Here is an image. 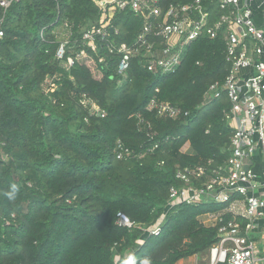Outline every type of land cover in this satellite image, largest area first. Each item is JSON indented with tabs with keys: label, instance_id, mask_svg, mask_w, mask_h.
<instances>
[{
	"label": "trees",
	"instance_id": "16d2710c",
	"mask_svg": "<svg viewBox=\"0 0 264 264\" xmlns=\"http://www.w3.org/2000/svg\"><path fill=\"white\" fill-rule=\"evenodd\" d=\"M95 1L19 0L0 25V264H177L218 241V226L204 218L228 204L169 209V191L183 185L178 171L205 167L199 186L230 156L226 93L203 105L228 73L222 38L191 44L165 77L134 58L119 86V58L82 44V30L98 20ZM64 24L72 38L58 59L55 31ZM122 33L130 42L138 31L126 25ZM48 80L57 87L50 95ZM156 88L162 102L191 116L149 112ZM118 141L133 157L116 158ZM11 184L20 187L15 201L4 195ZM119 213L132 227L119 225ZM159 221L158 235L147 233Z\"/></svg>",
	"mask_w": 264,
	"mask_h": 264
},
{
	"label": "built area",
	"instance_id": "2783aa9c",
	"mask_svg": "<svg viewBox=\"0 0 264 264\" xmlns=\"http://www.w3.org/2000/svg\"><path fill=\"white\" fill-rule=\"evenodd\" d=\"M18 1L0 0L3 10L0 25ZM95 5L98 20L82 30V44L96 54L101 49L107 56L119 58V86L127 81L134 58H140L149 73L165 77L177 72L191 44L222 38L228 73L224 81L210 86L203 105L226 93L230 109L224 111V117L233 129L230 156L214 170L209 181L199 186L194 183L202 181L205 167L178 171L176 178L183 185L170 188L169 209L181 203L228 204L225 211L206 216L213 226H218V241L209 249L208 263L264 264V22L260 27L257 25L256 9L242 0H193L168 6H163L162 0H96ZM126 25L127 30L138 31L130 42L122 39V27ZM59 30L66 31L57 51V58L63 59L72 28L64 24L55 35ZM3 36L0 30V40ZM73 65L74 61L70 60V67ZM56 89L52 81L46 82L48 95ZM159 92L156 88L147 107L149 112L170 120L191 116L169 102H162ZM87 103L92 113L97 112L92 102ZM131 157L133 152L118 141L116 158L122 161ZM225 215L231 219L225 220ZM118 217L120 226L132 227L125 215L119 213ZM160 223L147 233L158 235Z\"/></svg>",
	"mask_w": 264,
	"mask_h": 264
},
{
	"label": "crops",
	"instance_id": "0c3cea01",
	"mask_svg": "<svg viewBox=\"0 0 264 264\" xmlns=\"http://www.w3.org/2000/svg\"><path fill=\"white\" fill-rule=\"evenodd\" d=\"M242 1H248L250 2L254 8L256 9L255 11V20L257 25L260 27L262 26L264 22V4H262V0H242ZM188 148L190 147L189 144ZM262 226L264 227V221H262ZM209 251L196 255L194 257H191L186 260H182L177 264H193V263H198V264H209Z\"/></svg>",
	"mask_w": 264,
	"mask_h": 264
},
{
	"label": "clouds",
	"instance_id": "9594fccd",
	"mask_svg": "<svg viewBox=\"0 0 264 264\" xmlns=\"http://www.w3.org/2000/svg\"><path fill=\"white\" fill-rule=\"evenodd\" d=\"M20 192V187L17 184H11L8 190L4 193L9 201H15L17 199L18 193ZM125 264H135V261L131 258L125 261ZM143 264H150L149 260L145 259Z\"/></svg>",
	"mask_w": 264,
	"mask_h": 264
},
{
	"label": "rangeland",
	"instance_id": "374dc122",
	"mask_svg": "<svg viewBox=\"0 0 264 264\" xmlns=\"http://www.w3.org/2000/svg\"><path fill=\"white\" fill-rule=\"evenodd\" d=\"M66 31L64 30H59V34L56 35L59 41H63L65 39ZM189 150L188 145H186L183 148V152H187ZM204 221L207 223V225H213V222L209 220V217H205Z\"/></svg>",
	"mask_w": 264,
	"mask_h": 264
}]
</instances>
